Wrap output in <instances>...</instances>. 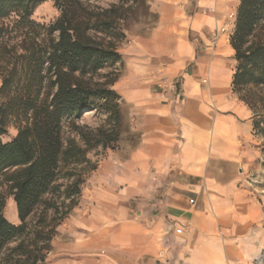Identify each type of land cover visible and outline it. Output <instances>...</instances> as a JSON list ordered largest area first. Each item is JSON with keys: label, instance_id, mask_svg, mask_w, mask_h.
Here are the masks:
<instances>
[{"label": "crops", "instance_id": "crops-1", "mask_svg": "<svg viewBox=\"0 0 264 264\" xmlns=\"http://www.w3.org/2000/svg\"><path fill=\"white\" fill-rule=\"evenodd\" d=\"M148 2L156 24L112 85L139 142L107 152L46 264H257L264 136L233 89L240 0Z\"/></svg>", "mask_w": 264, "mask_h": 264}, {"label": "trees", "instance_id": "trees-1", "mask_svg": "<svg viewBox=\"0 0 264 264\" xmlns=\"http://www.w3.org/2000/svg\"><path fill=\"white\" fill-rule=\"evenodd\" d=\"M45 1L0 0V185L6 186L0 190V264L45 263L56 228L36 227L31 236L28 218L41 203L60 213L58 202L45 198L49 193L70 199L62 202L67 210L61 217L66 216L84 181L78 166L92 163L87 156L92 148H106L118 138L116 129L83 127L76 118L98 108L115 123L122 120L121 96L112 88L119 73L95 78L103 68L123 62L117 41L124 34L115 33L122 6L95 10L84 0H53L60 15L47 25L32 18ZM263 25L264 0H240L231 36L234 91L264 84V39L258 36ZM110 34L114 38H107ZM67 119L79 139L64 137ZM11 125L17 134L5 142L1 137ZM254 129L264 136L263 115ZM62 177L65 184L58 183ZM8 196L16 203L19 224L4 213Z\"/></svg>", "mask_w": 264, "mask_h": 264}, {"label": "rangeland", "instance_id": "rangeland-1", "mask_svg": "<svg viewBox=\"0 0 264 264\" xmlns=\"http://www.w3.org/2000/svg\"><path fill=\"white\" fill-rule=\"evenodd\" d=\"M86 3L90 4L92 8L95 10H99L101 8H109L111 5L120 4L122 9L120 12L122 13V18L119 20V24L115 29V33L124 34V37L117 41L118 51L121 53L124 51L128 44L136 39L138 36H146L152 27L156 24L157 14L151 11L148 0H84ZM60 15V10L56 7L55 2L53 0H47L40 5H38L32 15V18L40 23L51 24L53 23L58 16ZM7 23L9 20H5ZM1 22V21H0ZM104 36V34H100ZM258 36L264 39V25L258 32ZM114 38L113 35H109L107 38ZM122 67V63H117L112 67L103 68L96 76V79L105 80L106 75L110 74V76H114L115 73H119ZM113 72V73H111ZM118 76V78H119ZM1 85V80H0ZM238 96L245 101L250 108L256 113L258 116H264V84L254 85L249 84L246 87H243L239 91H235ZM120 108L122 113L121 123H115L113 119L108 117V113L104 110L94 108L88 109L84 111L81 115L76 118V123L80 126H89L91 128H97L99 126L104 125L107 129H116L118 131V138L110 142L109 146L104 148L102 145L92 148L87 156L91 159V164L86 165L85 163L78 166V170L82 172L84 175V181L81 184V193L79 196L75 197L76 204L73 205L71 210L67 213L63 218L61 214L63 211H66L67 208H64L62 202L64 201L66 204H69L70 199L65 198L63 194L58 193H49L45 198L52 200H56L59 206L60 213H57L54 208L45 209V204L41 203L34 213L28 218L29 229L31 230L33 236V232L35 228H40V226L52 227L55 226L56 234L53 239L58 234V227L61 225L67 218L70 217L71 213L74 211V208L78 206L80 198L82 196V190L84 184L88 181L92 175L95 174L98 166L106 157L107 152H110L112 149H127L134 147L139 142V132L132 128V115L131 111L126 107L122 106L121 100ZM17 128L15 125H11L8 128L6 134H4L1 138L3 141H10L17 134ZM64 137L67 138L69 136L78 135L72 130L70 125V119L65 120L64 122ZM262 160H261V171L259 172V176H255V181L253 182V191L256 194L257 198L262 203L264 208V141L262 142ZM92 166H95L92 169ZM67 182L66 178H60L58 183L65 184ZM5 185H0V190H5ZM64 187L61 188L63 190ZM4 213L6 217L12 221L14 216H17V223H20V219L18 217L16 203L12 196H8L6 199V207L4 209ZM52 239V240H53ZM19 240L13 241L9 243L8 248L4 251L3 256L13 247L18 244ZM52 242V241H51ZM51 244V243H50ZM52 247V245H51ZM51 249L46 253V258L49 256ZM259 256H262L261 262L257 261V264H264V251L261 252ZM258 256V257H259ZM2 264V263H1ZM46 264V260L45 263Z\"/></svg>", "mask_w": 264, "mask_h": 264}, {"label": "built area", "instance_id": "built-area-1", "mask_svg": "<svg viewBox=\"0 0 264 264\" xmlns=\"http://www.w3.org/2000/svg\"><path fill=\"white\" fill-rule=\"evenodd\" d=\"M182 230L181 229H177V232H181ZM261 259H262V256H259L258 258H257V261H260L261 262Z\"/></svg>", "mask_w": 264, "mask_h": 264}]
</instances>
